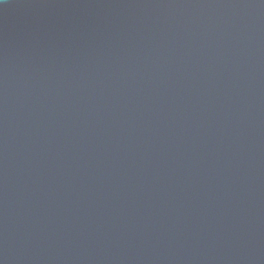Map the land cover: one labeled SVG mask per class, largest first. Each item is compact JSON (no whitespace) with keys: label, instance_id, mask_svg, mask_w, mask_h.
Instances as JSON below:
<instances>
[{"label":"water","instance_id":"obj_1","mask_svg":"<svg viewBox=\"0 0 264 264\" xmlns=\"http://www.w3.org/2000/svg\"><path fill=\"white\" fill-rule=\"evenodd\" d=\"M0 264H264V0H0Z\"/></svg>","mask_w":264,"mask_h":264}]
</instances>
